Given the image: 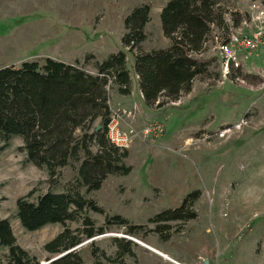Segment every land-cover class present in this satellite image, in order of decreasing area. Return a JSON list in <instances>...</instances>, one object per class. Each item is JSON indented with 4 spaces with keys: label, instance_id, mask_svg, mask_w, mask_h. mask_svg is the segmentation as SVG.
I'll return each instance as SVG.
<instances>
[{
    "label": "rangeland",
    "instance_id": "374dc122",
    "mask_svg": "<svg viewBox=\"0 0 264 264\" xmlns=\"http://www.w3.org/2000/svg\"><path fill=\"white\" fill-rule=\"evenodd\" d=\"M168 1L0 0V68L19 67L24 61L43 64L51 57L68 64L79 62L96 73L97 61L122 48L124 19L143 2L152 4L144 46L159 49L170 41L160 20ZM230 1L231 8L250 17L231 33L256 35L264 24V0ZM221 44L224 38L216 30L200 55L213 59L209 74L198 76L192 91L177 101L151 108L143 105L135 90L130 102L120 103V94L111 90L112 114L121 115V129L132 135L124 160L132 170L127 175H109L96 191L82 189L103 208V213L87 209L66 223L72 236L81 239L70 251L75 250L82 264H264V42L247 52L249 58L245 51L239 53L238 66ZM128 57V68L135 74L134 57ZM231 64L241 66L243 76L231 75ZM244 74L251 76L249 80ZM133 86L132 82V90ZM152 123L162 125L163 132L146 133ZM22 145L23 139L16 136L0 153V218L10 219L23 249L40 264H49L69 252L52 254L45 249L65 227L49 224L25 230L17 218L16 202L32 190L36 199L50 189H66L75 183L79 165L72 162L60 168L49 182L45 168L26 161ZM195 190L201 191L194 205L198 216L166 223L170 226L166 232H171L167 240L148 231L155 224L132 235L127 227L106 222V217L120 215L132 225H145L160 211L180 206ZM84 218L105 232L87 238ZM115 238L124 244L131 241L133 254L119 253ZM7 253L0 246V258Z\"/></svg>",
    "mask_w": 264,
    "mask_h": 264
},
{
    "label": "trees",
    "instance_id": "16d2710c",
    "mask_svg": "<svg viewBox=\"0 0 264 264\" xmlns=\"http://www.w3.org/2000/svg\"><path fill=\"white\" fill-rule=\"evenodd\" d=\"M230 4V0H169L161 10L160 20L170 45L147 50L145 28L151 21L152 4L141 3L124 19L122 48L97 61L95 74L79 62L68 64L51 57L45 58L43 64L24 61L19 67L0 68V153L10 146L14 137H21L26 161L45 168L49 182H53L60 168L72 162L79 165L75 183L66 189H50L36 199H32L36 192L32 190L17 199V218L25 230L36 231L49 224L65 227L87 209L103 213V208L87 198L82 189L87 193L96 191L109 175H127L132 170L124 162L128 150L115 146L107 136L112 115L111 90L116 89L123 96L132 94L128 54L134 57L146 106L154 108L177 101L192 91L198 76L209 74L213 59L200 55L213 32H220L227 43L231 30L250 20L248 14L231 8ZM230 72L235 77L243 76L241 66L235 68L231 64ZM244 77L249 80L251 76L244 74ZM93 146L97 149L93 150ZM200 196V190L188 193L180 206L160 211L145 225H132L120 215L106 217V222L127 227L132 235H139L141 227L155 224L148 231L157 232L167 240L171 232H166L170 229L166 223L195 219L198 214L194 205ZM84 224L87 238L105 232L103 227L95 228L90 218H84ZM115 241L119 253L133 254L131 241L127 244L120 238ZM80 242L65 227L45 249L52 254L69 252L49 264H72V258H75L73 264H82L78 254L73 253L75 250L70 251ZM0 246L8 249L0 264H40L19 245L8 218H0Z\"/></svg>",
    "mask_w": 264,
    "mask_h": 264
},
{
    "label": "built area",
    "instance_id": "2783aa9c",
    "mask_svg": "<svg viewBox=\"0 0 264 264\" xmlns=\"http://www.w3.org/2000/svg\"><path fill=\"white\" fill-rule=\"evenodd\" d=\"M264 17V13L261 14ZM255 35V34H254ZM247 35L246 33L240 34L239 32H232L229 35L228 43L221 44L220 48L225 52L226 56L230 58V61L234 62L236 66L239 65L237 55L242 51H245V57L249 58L247 52L251 53L254 48L258 46L259 42H264V24L256 32L255 36ZM121 115L114 113L111 115L107 125V136L112 144L121 148L127 149L131 143V133L124 132L121 129L120 119ZM160 134L163 132V126L159 123H152L145 129L146 133Z\"/></svg>",
    "mask_w": 264,
    "mask_h": 264
},
{
    "label": "crops",
    "instance_id": "0c3cea01",
    "mask_svg": "<svg viewBox=\"0 0 264 264\" xmlns=\"http://www.w3.org/2000/svg\"><path fill=\"white\" fill-rule=\"evenodd\" d=\"M168 41H169V40H168ZM169 45H170V41H169L164 47H161V48L168 47ZM117 51H118V50H117ZM129 62H130V60H129V57H128V65H129ZM129 69H130V73H131V67H130ZM91 73H92V74H95V73H93V72H91ZM131 77H133L132 82H133V84H134V86H133V90H132V95H130V96H120V95H119V97H121V98H119L118 101H120V103H128V102H130L129 99L133 96L135 90H138V91H139V94H140L141 102L143 103V105L146 106V104L144 103V99H143L142 93H141L140 88H139V82H138V76H137V74H136V73H135V74H132V73H131ZM111 104H112V103L110 102V108H111V110L113 111V108H112V105H111ZM118 104H119V103H118Z\"/></svg>",
    "mask_w": 264,
    "mask_h": 264
},
{
    "label": "bare ground",
    "instance_id": "6f19581e",
    "mask_svg": "<svg viewBox=\"0 0 264 264\" xmlns=\"http://www.w3.org/2000/svg\"><path fill=\"white\" fill-rule=\"evenodd\" d=\"M155 253H157V254H159L161 257H163V258H165V259H167V260H170V261H174V259L173 258H171L168 254H166L165 252H162V251H160L159 249H155V248H153L152 249ZM207 260V259H206ZM177 264H179V263H177Z\"/></svg>",
    "mask_w": 264,
    "mask_h": 264
},
{
    "label": "water",
    "instance_id": "95a60500",
    "mask_svg": "<svg viewBox=\"0 0 264 264\" xmlns=\"http://www.w3.org/2000/svg\"><path fill=\"white\" fill-rule=\"evenodd\" d=\"M98 128H100V126H98ZM60 257V256H59ZM59 257H57V258H59ZM57 258H55V259H57ZM55 259H52L50 262H52L53 260H55Z\"/></svg>",
    "mask_w": 264,
    "mask_h": 264
}]
</instances>
